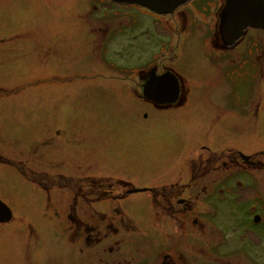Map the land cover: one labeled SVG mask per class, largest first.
<instances>
[{"label":"rangeland","instance_id":"obj_1","mask_svg":"<svg viewBox=\"0 0 264 264\" xmlns=\"http://www.w3.org/2000/svg\"><path fill=\"white\" fill-rule=\"evenodd\" d=\"M90 1L69 0L67 8L50 15L49 22L62 19L65 43L70 47L42 49L37 45L7 52L4 58L17 67L1 70L28 76L26 83L10 80L16 79L10 90H19L15 89L19 85L22 92L0 99V136H9L11 157L28 171L51 177L99 176L77 182L84 192L92 185L90 179H109L110 196L107 193L106 199H99L60 188L65 180L58 177L34 176L39 179L31 184L0 166V200L14 216L10 223L0 225V264H44L49 256L56 260L63 250L56 242L64 233L73 234V226H65L70 217L90 226L105 217L150 225L151 194L127 195V191L156 189L178 177L186 178L190 160L202 161V152L193 153L196 147L209 146L225 155L221 164L226 165L200 181L209 187L222 181L228 190L202 195L200 200L193 196L208 220H224L226 228L235 226L240 218L234 212L238 201L247 208L257 200L264 203V30L251 28L234 50L220 53L211 41L220 26L223 0H190L177 9V23L170 18L173 14L156 18V12L143 6H104L97 0L95 10ZM0 8L1 15L8 11ZM45 12L37 13L36 19L43 22ZM90 12L97 13V25L87 19ZM100 29L108 30L107 41L113 39L101 51L105 35ZM159 61L182 80L179 104L168 111L155 110L137 95L138 68ZM234 148L250 154L257 171L241 160L240 166L235 165ZM4 149L9 153V148L1 147L2 153ZM249 175L255 190H238L237 180ZM102 222L101 226L106 224ZM262 227L257 225L259 232ZM255 247L250 262L243 256L241 264H255L252 258L256 261L260 250Z\"/></svg>","mask_w":264,"mask_h":264},{"label":"flooded vegetation","instance_id":"obj_2","mask_svg":"<svg viewBox=\"0 0 264 264\" xmlns=\"http://www.w3.org/2000/svg\"><path fill=\"white\" fill-rule=\"evenodd\" d=\"M68 1L69 0H64L59 4L55 0H0V6H3L4 9L9 11V14L8 11H4L3 15H1L0 8V99L3 97H9L10 99L16 96L15 94L22 92L23 89L18 87L19 85L15 86V89L20 88L19 90H10V86H12L11 82L14 83L16 79L20 82L23 79L25 80L28 76L25 75L26 72H24V75L17 73L18 76H15L12 75L15 73L14 71L9 73V71L4 72L1 70L8 65L13 66L15 69L17 67L13 64V60L4 58L8 56L7 52H16L19 49H35L37 45L42 49L51 48V46H68L67 43H65L67 34L62 30L60 24L62 19L59 18L57 23H54V19H52V22L48 21L50 20L49 18L52 12L56 14L58 8L60 10L61 7H64V9L67 8L68 5H70ZM101 2L104 6L110 5V3L129 5V3H121L114 0H101ZM223 2L225 8V0H223ZM90 3L92 8L95 10L98 9L97 0H91ZM41 10L49 14V16L46 17L45 12L44 16H42L44 19L43 22L36 19L37 13H40ZM177 12L178 10L172 13L174 16L170 17H174L175 23H177L176 18L180 16ZM222 12L219 24H221ZM105 14L107 16L111 15L107 10ZM153 14H155L156 18H160L161 16L164 18L169 17V15ZM172 14H170V16ZM97 17V13L90 12L88 13L87 19L92 21L90 23H95L97 25L98 21H95ZM79 18L82 19L83 17ZM84 25L86 26V24ZM172 30L174 29L171 28V31ZM251 30V28H248L244 32L241 40L246 38ZM94 32H96L95 28L92 33ZM101 33L105 35V37L99 51L103 50L105 43L109 45V43L113 41L112 38H109L110 40L107 41V36L109 35L108 30L107 32L102 30ZM214 35L215 37L211 41V44L213 49L220 53L232 51L238 44H225L220 36V26L218 27V32L215 30ZM207 36H209V34ZM32 39L39 40L43 43H34ZM126 60L129 61L128 58ZM160 62L161 61L149 64L146 67L138 68L137 73H139V82L137 95L140 97V100H146L147 104L149 103V106L153 107L155 110L161 111L164 109L168 111L172 106H174L172 108H175L176 105L179 104V100L183 93L181 86L182 80L178 78L171 69L166 68L164 63L161 64ZM124 65H127V62H125ZM172 74L177 77L180 83L178 101L173 104H159L148 99V95L156 98L168 97V95H159L157 93L158 86L149 87L157 80H167V77ZM13 78L16 79L10 81ZM26 82L27 80L24 81V83ZM168 87L169 85L166 86L167 90ZM185 92L187 93V89H185ZM8 137V135H6L5 138L0 136V144H3L0 145V148H9V153H7L5 149L3 153L0 150V166L5 168L6 171L18 173L28 183L33 184L35 180L39 179L34 176L39 177L42 175L45 179L58 177L69 182L74 181L75 183L78 181L80 182L81 178L99 177L91 174L70 177L58 174L57 176L51 177L44 172H30L25 168L26 165L24 163L16 161V159L11 157L12 152L10 153V150L12 149V141H10ZM197 151H200V153L202 152V161L196 163V158L190 160V166L188 165V176L186 178L178 177V180L181 179L180 181L177 180L176 182L156 189L144 188L147 189L146 192L150 193L152 196L151 205L153 217L149 220L150 225L147 224V226L146 223L137 219V223H133L127 218L105 217L100 221V223L102 220L106 221L105 225L101 226L100 223L98 224V221H96L97 226H90L85 224L80 218L70 217L67 220L68 224L65 226H73V234L64 233V235L61 236L62 240L56 243H58V246L63 248V250L58 253L56 260L55 256H49L50 258H47L44 264H233V261L234 264H241L244 263V261L242 262L243 256L250 262L249 256L252 253V246H256L255 250L257 247L260 249L256 252V261L252 258L253 263L264 264V203L254 200L255 204H250L247 208L245 203L238 201V208L234 212L238 215L240 214V218H238L236 223L234 221L235 226L231 224L228 226L232 232L226 228L227 225H225L224 220H208L206 218L205 209L200 206L202 204H198L193 196L196 195L197 200H200L202 195L207 196L209 194H215L216 192L223 193V191L228 190V188L222 184V181H217L213 187H209L210 185L207 186L204 181H200V179H204L209 176V174L220 171L223 168L222 166L226 165L225 162L221 164V160H223L225 155L224 152H222L223 150H213L209 146L196 147L193 153ZM231 151L233 152L232 156L235 155L233 157L235 165L240 166L242 163H245L250 169H255L257 171V164L255 161H252L253 158L250 154L244 153V151L239 148H234ZM206 154L209 155L205 157ZM244 156L247 158H244ZM239 160H241V164H239ZM244 173L245 172L241 174ZM183 179H187V182L184 183L182 181ZM236 187L238 190H243L245 187H251L255 190V183L251 182V176L249 178L243 176L241 179L237 180ZM129 190H132V188ZM123 199L128 198L124 196ZM9 209L11 210V208ZM257 211L260 212L257 213ZM249 213L250 215L253 214L252 219L247 218ZM11 214L13 215V212ZM13 219L14 216L11 221ZM11 221L6 223H10ZM1 224L5 223H0V225ZM261 224H263V227L262 231L259 232L257 225ZM210 226L211 229L213 228L211 235L209 234L211 232V229L209 230ZM148 227H151L153 233L149 234L147 232L149 229ZM67 230L65 232H67ZM256 231H258V233ZM207 232L209 233L207 234ZM215 232L218 234H215ZM226 232H228V235L225 234ZM229 233L233 234L229 235ZM247 233H250V236L247 235ZM258 253L260 254L258 255Z\"/></svg>","mask_w":264,"mask_h":264},{"label":"water","instance_id":"obj_3","mask_svg":"<svg viewBox=\"0 0 264 264\" xmlns=\"http://www.w3.org/2000/svg\"><path fill=\"white\" fill-rule=\"evenodd\" d=\"M121 3L136 4L146 7L162 15H170L190 0H114ZM225 8L221 16L220 36L227 45L239 41L248 28L264 30V0H225ZM158 81V82H157ZM149 88L157 87L159 95L168 97H151L148 99L159 104L176 103L180 95V83L175 75L167 80H157ZM166 84V85H164ZM168 90L166 86H168ZM164 93V94H163ZM244 158H247L244 156ZM147 189H132L127 194L146 192ZM8 206L0 200V223L11 221L13 215ZM259 219V218H257Z\"/></svg>","mask_w":264,"mask_h":264},{"label":"trees","instance_id":"obj_4","mask_svg":"<svg viewBox=\"0 0 264 264\" xmlns=\"http://www.w3.org/2000/svg\"><path fill=\"white\" fill-rule=\"evenodd\" d=\"M90 181L92 182V185L90 186V188L87 192L83 191V186L81 187L80 184H77V182L75 183L74 181L69 182V181L65 180V182L63 181L64 185H60L59 187L70 189V191H72V192L77 191L76 193L80 192L81 194H85L88 196L94 194L99 199H106L107 198L106 194L108 193L107 195H109L111 193V192H109V188L111 187V183L109 185V182H111V180L105 179V178H100V179L99 178H93V179H90ZM120 184L122 186L128 187V184H126L125 182L120 181ZM42 188L46 190L45 187H42ZM79 188H81V189L79 190ZM104 197H106V198H104Z\"/></svg>","mask_w":264,"mask_h":264}]
</instances>
